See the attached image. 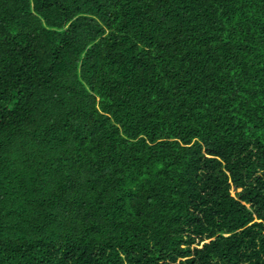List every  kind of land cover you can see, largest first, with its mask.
Returning a JSON list of instances; mask_svg holds the SVG:
<instances>
[{
    "label": "trees",
    "instance_id": "obj_1",
    "mask_svg": "<svg viewBox=\"0 0 264 264\" xmlns=\"http://www.w3.org/2000/svg\"><path fill=\"white\" fill-rule=\"evenodd\" d=\"M0 264H264V0H0Z\"/></svg>",
    "mask_w": 264,
    "mask_h": 264
},
{
    "label": "rangeland",
    "instance_id": "obj_2",
    "mask_svg": "<svg viewBox=\"0 0 264 264\" xmlns=\"http://www.w3.org/2000/svg\"><path fill=\"white\" fill-rule=\"evenodd\" d=\"M232 194H233V195H235V194H236V192H235V191H232Z\"/></svg>",
    "mask_w": 264,
    "mask_h": 264
}]
</instances>
